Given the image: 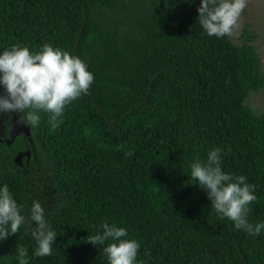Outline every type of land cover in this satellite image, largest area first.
<instances>
[{
    "label": "trees",
    "instance_id": "trees-1",
    "mask_svg": "<svg viewBox=\"0 0 264 264\" xmlns=\"http://www.w3.org/2000/svg\"><path fill=\"white\" fill-rule=\"evenodd\" d=\"M201 3L0 0V54L50 44L80 57L95 77L57 127L40 113L31 185L0 173L22 215L34 200L44 207L57 234L52 254L34 255L37 243L22 225L0 241V264H19L21 246L28 264H109L103 248L112 241L87 242L104 221L140 243L137 264H264V230L237 229L191 179V164L221 149L222 171L256 186L249 223L264 222V110L252 105L264 68L248 42L256 35L245 27L241 44L209 36Z\"/></svg>",
    "mask_w": 264,
    "mask_h": 264
},
{
    "label": "clouds",
    "instance_id": "clouds-1",
    "mask_svg": "<svg viewBox=\"0 0 264 264\" xmlns=\"http://www.w3.org/2000/svg\"><path fill=\"white\" fill-rule=\"evenodd\" d=\"M246 6L247 0H202L198 20L209 36L230 37ZM94 79L80 57L59 47L45 44L33 53L27 46L14 45L0 54V85L4 89V94H0V114L19 112L23 114V122L34 127L40 123V113L48 112L51 113L49 122L57 127L66 106L88 94ZM220 153L221 149L215 148L206 163L193 162L191 179L207 190L217 213L234 222L237 229L252 236L259 235L264 230V222L253 225L247 219L251 211L249 205L257 201L256 186L249 184L244 175L233 177L222 171ZM21 212L22 206L4 185L0 188V241L17 234L22 225L31 223V234L37 243L34 255H51L57 234L48 227L42 204L34 200L29 217ZM101 228L103 233L88 236L87 242L103 246L111 240L103 248L109 264H137L140 243L124 239L127 229L107 221ZM27 256V249L19 247V264H28Z\"/></svg>",
    "mask_w": 264,
    "mask_h": 264
},
{
    "label": "flooded vegetation",
    "instance_id": "flooded-vegetation-1",
    "mask_svg": "<svg viewBox=\"0 0 264 264\" xmlns=\"http://www.w3.org/2000/svg\"><path fill=\"white\" fill-rule=\"evenodd\" d=\"M35 150L33 126L23 122V114L19 112L0 114V173H15L23 176L27 184L31 185V172L36 171ZM19 155L20 159H18ZM44 181L40 180V182ZM27 214L29 211H25L23 215L28 217ZM24 226L31 229V223H26Z\"/></svg>",
    "mask_w": 264,
    "mask_h": 264
},
{
    "label": "rangeland",
    "instance_id": "rangeland-1",
    "mask_svg": "<svg viewBox=\"0 0 264 264\" xmlns=\"http://www.w3.org/2000/svg\"><path fill=\"white\" fill-rule=\"evenodd\" d=\"M244 10L246 12H242L238 27L233 30L231 39L238 44L245 41L241 36L245 26L248 25L247 27L256 35V38L248 42L255 45L264 68V0H247V6ZM252 105L264 110V88L257 93Z\"/></svg>",
    "mask_w": 264,
    "mask_h": 264
},
{
    "label": "water",
    "instance_id": "water-1",
    "mask_svg": "<svg viewBox=\"0 0 264 264\" xmlns=\"http://www.w3.org/2000/svg\"><path fill=\"white\" fill-rule=\"evenodd\" d=\"M82 31H83V27H81V29H80V31H79V35H78V40H77V45H76V47L79 45ZM90 88H91V85H90ZM20 157H21V156L19 155V156H18V159H20Z\"/></svg>",
    "mask_w": 264,
    "mask_h": 264
}]
</instances>
